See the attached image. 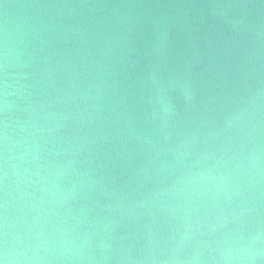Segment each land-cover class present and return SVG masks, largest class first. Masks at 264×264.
<instances>
[{"label":"water","instance_id":"95a60500","mask_svg":"<svg viewBox=\"0 0 264 264\" xmlns=\"http://www.w3.org/2000/svg\"><path fill=\"white\" fill-rule=\"evenodd\" d=\"M5 71L0 232L67 230L97 256L120 249L108 264H186L228 231L209 232L213 193L232 197L225 213L257 209L229 228L264 230V125L249 137L235 119L264 109V0H0V108Z\"/></svg>","mask_w":264,"mask_h":264},{"label":"clouds","instance_id":"9594fccd","mask_svg":"<svg viewBox=\"0 0 264 264\" xmlns=\"http://www.w3.org/2000/svg\"><path fill=\"white\" fill-rule=\"evenodd\" d=\"M236 24L244 26L245 19L238 17ZM10 46L6 44L4 51V66L7 69L9 61ZM8 73L5 71V79L3 81V106L0 111L5 113L3 126L4 131L2 133L3 140V160L5 163V177H7V163L9 157V142L10 137L8 135V121L7 113L10 108V102L8 100ZM261 91L256 94L257 101L259 100ZM158 103L161 105L165 112L170 111V106L164 99H158ZM264 111L258 104L242 107L237 113L235 119L237 121H244L247 127L245 133L249 137L256 134L258 130L264 125V116H259L258 113ZM245 114L247 119L245 120ZM243 128H239L238 131H243ZM35 149L33 155V162L39 160L40 145L33 143ZM258 161L259 157H255ZM41 165L36 164V172L34 175L37 177V182H45V177L41 176ZM198 179L211 180V176H205L204 173H199ZM224 178L220 179V183L223 184ZM257 183H259L257 181ZM217 185H213L216 188ZM45 195L47 190L45 189ZM211 191V189L209 190ZM227 191V188H225ZM191 195V193H190ZM233 195H242L237 187ZM212 205L221 209L220 216L217 217V222L209 227L210 233H215L220 229H228V231L222 233V240H204L198 244L194 249V254L186 261V264H208L209 256L212 252H216V256H212L211 259L214 264H264V230L259 231L249 237L241 235L235 229L229 228L230 224H236L239 226L245 219V216L249 213L256 212L255 205L242 208L239 212L233 210L230 213L223 211L225 203H230L231 196L224 197V203H220L218 199V193H213ZM231 217V218H229ZM188 239L187 232H185L180 239V247ZM88 237L84 236V241H87ZM84 241H77L68 236L67 230L59 231V239L50 240L43 230V227H38L35 231L31 226L24 229L23 232L10 231L9 222L6 220L2 232H0V264H108L109 261L116 258L120 249L113 248V245L109 242L101 244L99 246L100 255L97 256L90 248H88ZM206 253L208 255H206ZM122 258V257H121ZM170 264V262H166Z\"/></svg>","mask_w":264,"mask_h":264}]
</instances>
